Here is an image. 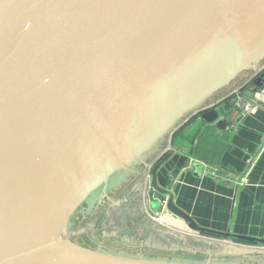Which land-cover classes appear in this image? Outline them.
I'll return each mask as SVG.
<instances>
[{"label": "water", "instance_id": "obj_1", "mask_svg": "<svg viewBox=\"0 0 264 264\" xmlns=\"http://www.w3.org/2000/svg\"><path fill=\"white\" fill-rule=\"evenodd\" d=\"M263 61L264 0H0V264H232L110 252L69 226L97 191L119 204L108 195L118 173L146 167L184 116ZM262 89L264 71L242 93ZM235 102L200 118L225 129ZM171 154L151 168L153 212L264 245L197 226L157 184ZM216 244L218 256L264 252Z\"/></svg>", "mask_w": 264, "mask_h": 264}, {"label": "crops", "instance_id": "obj_2", "mask_svg": "<svg viewBox=\"0 0 264 264\" xmlns=\"http://www.w3.org/2000/svg\"><path fill=\"white\" fill-rule=\"evenodd\" d=\"M263 62L246 72L235 85L215 94L199 109L184 116L146 159L147 163L155 159L157 162L172 151L157 171L158 186L172 193L174 203L197 226L218 233L264 238V100L258 109L242 116L236 106H227L226 111L231 110L232 113L225 129L204 122L200 113L213 105H228L234 97L233 91L251 77L242 87L243 92L247 90L264 71ZM145 170L143 164L137 163L112 179L108 195L119 204L110 203L107 199L99 203L97 196V206L102 209V215L96 221L95 228L98 224L99 227L93 235L103 243L96 242V246L128 255L145 253L146 256L147 253L148 257L195 262L203 261L209 255L216 261L242 259L218 256L222 248L212 237L252 244L264 251V245L259 243L203 231L201 233L207 237H192L155 224L147 214L152 210L144 189ZM243 177L246 181H241ZM120 212L127 214V222L131 221L127 225L133 228L131 230H137L136 233L127 232L130 238L121 232L122 220L117 218ZM165 217L191 229L185 220L167 209ZM145 231L151 236H147ZM145 237H148L147 242L137 241ZM256 257L260 259L256 261ZM250 260L263 263L264 252L251 256Z\"/></svg>", "mask_w": 264, "mask_h": 264}, {"label": "built area", "instance_id": "obj_3", "mask_svg": "<svg viewBox=\"0 0 264 264\" xmlns=\"http://www.w3.org/2000/svg\"><path fill=\"white\" fill-rule=\"evenodd\" d=\"M262 67H264V62L262 63ZM251 79V77H249L247 79V81L244 83V85L249 82ZM244 85H241L240 87H238L237 89H235L233 91V95L236 97V102L235 105L238 108V110L240 111V116L245 115L247 113L253 112L256 109H258V107H260V102L264 100V89L260 90V91H256L253 94V97L248 98L247 96L243 95V90L242 87ZM156 162V159L149 162L148 165L146 166V170H145V175H144V185H145V190L149 189V182H150V176H151V168L154 165V163ZM241 181H246V178L243 177L241 179ZM148 217L150 218V220H152L155 224H158L164 228L167 229H171L174 231H177L179 233H185L189 236L192 237H207L206 235L202 234L201 232L198 231H194L192 229L186 228V227H182L181 225L176 224V222H173L172 220H169L165 217V208L162 205L160 207V211L159 212H147ZM218 242H224V243H229V244H234V245H239V246H246V247H255L258 248L252 244H248V243H238V242H234L231 241L229 239H224V238H214ZM242 259H229V260H224V261H216V262H223V263H232V264H236V263H245V262H250L252 260H250L251 257H247V258H243L240 257ZM254 262V261H253Z\"/></svg>", "mask_w": 264, "mask_h": 264}, {"label": "rangeland", "instance_id": "obj_4", "mask_svg": "<svg viewBox=\"0 0 264 264\" xmlns=\"http://www.w3.org/2000/svg\"><path fill=\"white\" fill-rule=\"evenodd\" d=\"M236 82H238V80ZM236 82L233 85H235ZM98 194H99V191L93 193L83 203V205L78 209V211L74 214V216L72 217L70 226H69V237L77 243L102 249V248L96 246V242H101V241L98 240L97 236L95 237L93 235V231H95V229L97 227H99V224H98V226L95 228L96 221H98L100 216L102 215V209L97 206V202H96L97 201L96 198H97ZM100 203H102V201ZM85 212H88V213L86 214ZM84 215H86V216H84ZM126 216H127V214H125L124 212H120L117 215V218L122 220V223H120V224H122L121 227L123 228V230L121 231L122 234H124L126 238H130L126 235L127 232L129 231V232L136 233L137 230L133 231V230H131L133 228L129 227L127 225L128 223H131V221L127 222ZM138 219L142 220L140 216ZM123 224H125V225H123ZM158 226H160V225H158ZM142 228H145V226H143ZM100 230H103V229L101 228ZM146 235L151 236V234L149 232H146ZM147 240H148V237H145L144 239L143 238L138 239L137 241L139 243H143V242H147ZM101 243H103V242H101ZM103 245H105L106 248H108L106 244H102L101 246H103ZM109 247H110V245H109ZM143 254L145 255V253H143ZM147 255L148 254L146 253V256ZM259 259H260V257H256V261Z\"/></svg>", "mask_w": 264, "mask_h": 264}]
</instances>
